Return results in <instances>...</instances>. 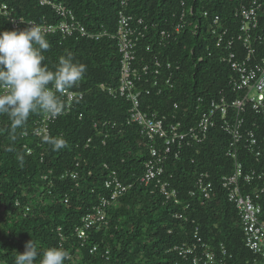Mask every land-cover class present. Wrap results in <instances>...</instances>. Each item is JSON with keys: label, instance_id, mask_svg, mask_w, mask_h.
Returning a JSON list of instances; mask_svg holds the SVG:
<instances>
[{"label": "trees", "instance_id": "16d2710c", "mask_svg": "<svg viewBox=\"0 0 264 264\" xmlns=\"http://www.w3.org/2000/svg\"><path fill=\"white\" fill-rule=\"evenodd\" d=\"M45 1L50 3L0 0V6L5 4L10 11L0 13V32L24 29L30 21L58 25L63 17L54 5L60 4L73 10L88 30L107 29L113 34L117 31L119 0ZM182 1L194 8L197 28L187 29L169 40L167 46L159 47L160 31L174 30ZM239 4L235 0L130 1L129 14L142 18L148 26L138 60L152 63L157 57L181 65V70L174 73L175 88L167 87L160 96L153 92L144 99V107L146 102L150 111L169 114L178 102L181 106L178 116L181 119L187 116L185 121L191 125L198 118L199 105L201 112L217 95L225 94L230 100L238 97L230 85L232 67L222 60L225 53L215 48L211 25L219 15L230 29L238 28L239 20L234 13ZM205 12L208 16H204ZM15 20L18 26L14 25ZM261 31L264 32V18ZM46 38L50 48L42 52L43 64L50 70H54L60 56L68 53L87 66L84 79L70 89L83 93L84 99L77 100L74 110L65 118L51 124L52 136L67 142L60 150H53L32 133L43 114L30 115L24 127L14 132L9 118L0 115V264H15V257L25 251L29 240L40 251L48 247L66 250L68 259L64 264H194L177 247L193 240L196 227L199 236L213 249L218 250L223 244L227 247L234 256L230 264H249L258 259L246 247L238 213L221 185L222 177L230 174L234 166L227 156L231 137L218 125L205 142L184 146L178 156L168 157L163 179L179 190L181 204L167 202L156 182L139 181L150 157L138 127L125 124L130 103L111 96L101 87L119 86L121 56L116 40L109 37L95 40L77 34L64 39L59 31L46 34ZM235 50L243 56L244 48L239 44ZM158 78L162 80L161 75ZM247 115L248 121L257 119L263 134L264 121L251 110ZM104 120L118 123L116 128H109L108 138L103 133L106 128L95 126L97 121ZM26 131L28 136L24 135ZM21 154L25 157L23 166L18 159ZM77 159L81 161L78 185L70 177L62 178L75 168ZM240 160L245 169L264 172V154L258 162L255 155L241 148ZM107 164L119 171L123 182L133 186L121 196L119 205L109 210L110 225L89 230L84 239L78 233L83 217L107 194L104 186ZM201 172H209L214 183V195L208 200L188 194L195 188ZM187 205L190 207L186 209ZM262 205L264 208V197ZM181 212L189 222L175 217ZM95 246L98 248L92 252ZM35 264H39V258Z\"/></svg>", "mask_w": 264, "mask_h": 264}, {"label": "built area", "instance_id": "2783aa9c", "mask_svg": "<svg viewBox=\"0 0 264 264\" xmlns=\"http://www.w3.org/2000/svg\"><path fill=\"white\" fill-rule=\"evenodd\" d=\"M131 0H119V17L116 33L107 29L100 31L88 30L87 27L76 17L73 10L65 5H54L57 13L63 17L58 25L47 23L38 24L30 21L29 26H39L46 34L59 31L63 38H69L75 34L95 40L104 37L116 40L118 51L121 56V69L119 86L117 88L101 85L115 98H123L130 103V109L125 124L136 125L139 135L147 142V158L144 173L139 178L142 184L150 181L156 182V187L167 202L174 201L181 204L179 190L172 187L169 180H164L165 164L171 155L178 156L180 150L193 147L208 139L210 131L218 125L230 137L227 156L233 160L234 166L230 174L221 179L222 188L226 191L228 200L234 207L240 218V223L245 236V245L251 252L258 256L252 264H264V208L262 205L264 195V172L256 168L245 169L240 160L241 148L255 155L259 162L264 154V133L261 134V126L256 120L248 121V110H251L258 119L264 121V32L261 31V22L264 18V0H235L240 4L235 10V17L239 20L238 28L230 29L219 15H216L211 25L215 35V48L225 53L222 60L232 67L233 74L230 77V85L238 97L230 100L225 94H220L208 102V108L201 110L197 107L198 118L194 124L189 125L178 116L181 106L175 102L169 114H160L157 110L150 111L149 104L144 99L150 97L153 92L156 96L163 94L164 89L175 88L173 80L175 71L181 70V65H175L169 60L162 61L154 58L152 63L140 61L139 49L148 32V26L142 18L129 14L128 8ZM43 5L50 3L41 0ZM182 9L174 23V30L160 31V44L167 46L168 41L176 38L178 34L187 29L197 28L195 25L196 15L194 8H189L186 1H182ZM8 7L0 6V13L9 14ZM204 16H208L205 12ZM15 26L19 23L15 20ZM176 33L175 36H173ZM244 50L240 57L236 45ZM150 49V47H148ZM163 72V73H162ZM162 77V80L158 76ZM66 107L64 114L57 118L49 119L42 116L41 121L36 123L32 133L35 138L42 141L44 135L52 136L51 124L69 114L77 100L84 99L83 93L68 90L62 98ZM147 104V105H146ZM197 115V112H196ZM118 123L110 121L96 122V128H106L105 138L109 136V128H116ZM28 136L27 131L24 133ZM91 140H89L90 142ZM31 149L28 153H31ZM81 161L77 159L73 170L67 171L62 178L70 177L78 185L81 173ZM108 171L104 179L107 194L102 196L93 210L83 217V225L78 229L79 236L86 238L88 231L110 224L109 210L119 205V199L133 186L120 179L119 171L112 170L105 165ZM194 198L211 199L214 195V183L209 172H201L196 181V186L188 193ZM20 205V204H19ZM187 205L186 208H189ZM30 210V207H27ZM175 217L188 222L184 213H176ZM196 242L182 244L177 249L184 257H191L194 264H230L233 254L229 253L223 244L218 250L213 249L199 236V229L194 233ZM97 246L92 252L97 250Z\"/></svg>", "mask_w": 264, "mask_h": 264}, {"label": "clouds", "instance_id": "9594fccd", "mask_svg": "<svg viewBox=\"0 0 264 264\" xmlns=\"http://www.w3.org/2000/svg\"><path fill=\"white\" fill-rule=\"evenodd\" d=\"M49 48L46 33L39 26L0 32V115L9 118L13 132L22 129L34 113L47 115L53 120L64 114L66 105L62 98L85 77L87 66L77 62L71 53L60 56L54 70H50L43 64L45 57L42 54ZM41 140L51 145L53 150L65 148L67 143L63 138L49 135L42 136ZM18 159L23 166L24 155H19ZM196 228L192 233L193 240L187 244L196 242ZM37 258L39 264H64L68 254L61 247H48L40 251L37 244L29 240L25 244V251L18 252L15 257V264H35Z\"/></svg>", "mask_w": 264, "mask_h": 264}]
</instances>
